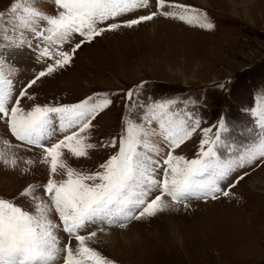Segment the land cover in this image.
Masks as SVG:
<instances>
[{"label":"rangeland","instance_id":"374dc122","mask_svg":"<svg viewBox=\"0 0 264 264\" xmlns=\"http://www.w3.org/2000/svg\"><path fill=\"white\" fill-rule=\"evenodd\" d=\"M196 1L168 0L206 13L212 29L158 15L132 29L107 32L79 50L70 66L42 78L29 91L41 105L73 104L94 93L109 94L113 104L93 121L92 142L97 144H107L113 138L118 142L129 118L147 130L156 129V124L142 119L147 111L144 106L175 99L201 119V128L217 125L223 118L230 129L224 139L232 147L222 146L218 154L224 160L237 158L257 135L249 110L256 107L264 92V0ZM12 2L0 0V13H4L0 59L6 61V70H12V78L16 76L19 88L43 65L37 62V52L11 43L19 35L18 25L7 12ZM152 3L150 10L155 11L154 0ZM37 7L49 14L55 11L52 0H38ZM150 10L141 9L134 15H146ZM25 35L31 39L30 33ZM6 51L24 52L28 62L16 64L4 56ZM130 89L137 92L132 108L125 99ZM201 138L198 130L174 154L195 158ZM148 139L162 149L161 156H166L168 149L159 136ZM114 151L101 147L92 150L89 158L68 160L73 168L95 171ZM0 153V197H15L21 203L19 193L34 185L37 195L46 200L42 186L49 179V166L41 163L42 151L17 141L0 122ZM12 158L17 161L15 168L3 162ZM28 160L34 163L28 165ZM239 172L249 174L229 197L207 202L191 199L187 208L178 205L152 218L127 222L125 228L103 225L107 228L102 231L113 228L115 246L102 238V225L90 224L82 232H96L90 245L114 264H264V166ZM22 206L34 210L27 198ZM51 219L59 220L55 213ZM124 229L132 231L125 242L120 233ZM59 236L63 243L66 235Z\"/></svg>","mask_w":264,"mask_h":264},{"label":"snow or ice","instance_id":"6c2138e0","mask_svg":"<svg viewBox=\"0 0 264 264\" xmlns=\"http://www.w3.org/2000/svg\"><path fill=\"white\" fill-rule=\"evenodd\" d=\"M52 2L53 14L40 10L38 0H13L7 10L19 29L11 43L37 52V62L43 66L17 88L12 70H6V61L0 59V122L17 141L42 151L41 163L49 166V179L42 186L46 200L37 195L34 185L19 193L21 203L15 197H0V264H55L60 257L63 264H114L90 245L96 232L81 234L88 225L106 221L125 228L127 222L152 218L178 205L187 208L191 199L207 202L229 197L249 174L239 170L264 166V92L249 110L256 138L235 159L224 160L218 154L220 147H232L224 139L230 129L223 118L217 125L201 128V119L181 107V101L170 98L144 106L147 111L142 119L156 124V129L147 130L129 118L118 142L113 138L107 144L93 143V121L113 104L109 94L94 93L73 104L41 105L29 90L42 78L70 66L79 50L107 32L132 29L158 15L202 29L214 25L199 9L168 0H154L155 11L150 10L152 0ZM141 9L150 11L134 15ZM3 17L0 13V20ZM136 96L132 89L125 93L129 108ZM24 100L31 103L24 104ZM198 130L202 138L197 156L187 159L174 154ZM152 135L161 138L168 149L166 156L149 141ZM101 147L115 151L95 171L79 170L69 163L68 157L89 158L92 150ZM3 162L13 168L17 164L15 158ZM25 198L32 201L33 211L22 206ZM53 213L59 223L51 219ZM59 233L68 237L63 246Z\"/></svg>","mask_w":264,"mask_h":264},{"label":"bare ground","instance_id":"6f19581e","mask_svg":"<svg viewBox=\"0 0 264 264\" xmlns=\"http://www.w3.org/2000/svg\"><path fill=\"white\" fill-rule=\"evenodd\" d=\"M200 2L202 3V0ZM4 56L7 59H10L11 61H13V62H15L16 64H19V65H22V64L28 62V56L24 52L21 55H19V54H16L15 52H7L6 51L4 53ZM93 225H96V226L102 225L101 231H102V229H106L107 228L106 227L107 223H104V222H99L98 221V222H96ZM103 225H106V226H103ZM112 227L114 228V225H112ZM109 228H111V227H109ZM113 228L112 229H108L109 231H104V230L102 231V238H104L109 243V245H111V246H115V242H116V237L114 235L115 234L114 231H110V230H113ZM120 233L122 234V238H123L122 241L125 242V241H128V234L131 235L132 231L130 229H124V230L120 231Z\"/></svg>","mask_w":264,"mask_h":264}]
</instances>
